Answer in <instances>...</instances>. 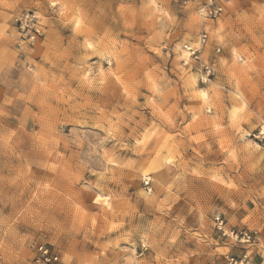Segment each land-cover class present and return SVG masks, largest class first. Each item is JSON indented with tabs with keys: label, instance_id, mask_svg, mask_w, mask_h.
<instances>
[{
	"label": "clouds",
	"instance_id": "9594fccd",
	"mask_svg": "<svg viewBox=\"0 0 264 264\" xmlns=\"http://www.w3.org/2000/svg\"><path fill=\"white\" fill-rule=\"evenodd\" d=\"M0 264H264V0H0Z\"/></svg>",
	"mask_w": 264,
	"mask_h": 264
}]
</instances>
